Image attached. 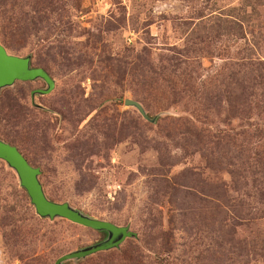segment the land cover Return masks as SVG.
<instances>
[{"label":"rangeland","instance_id":"rangeland-1","mask_svg":"<svg viewBox=\"0 0 264 264\" xmlns=\"http://www.w3.org/2000/svg\"><path fill=\"white\" fill-rule=\"evenodd\" d=\"M0 42L54 80L0 90V139L49 199L136 233L62 264H264V0H0ZM106 238L37 215L0 159V264Z\"/></svg>","mask_w":264,"mask_h":264},{"label":"water","instance_id":"water-1","mask_svg":"<svg viewBox=\"0 0 264 264\" xmlns=\"http://www.w3.org/2000/svg\"><path fill=\"white\" fill-rule=\"evenodd\" d=\"M37 78L43 79L46 87L32 90L30 92L31 100L36 93L46 94L51 91L54 87L53 78L44 68L32 66L30 56L11 54L0 42V90L13 84L16 80L29 81ZM124 104L135 107L144 118H148L138 101L126 98ZM0 159L15 171L19 184L26 191L37 215L49 219L62 217L74 223L107 232V238L103 241L60 255L54 264H62L70 259H82L99 251L117 248L127 237L136 236V233L128 225H117L107 220L90 217L73 208L67 202L49 199L38 178L40 169L31 165L15 145L2 139H0Z\"/></svg>","mask_w":264,"mask_h":264},{"label":"trees","instance_id":"trees-1","mask_svg":"<svg viewBox=\"0 0 264 264\" xmlns=\"http://www.w3.org/2000/svg\"><path fill=\"white\" fill-rule=\"evenodd\" d=\"M4 46V45H3Z\"/></svg>","mask_w":264,"mask_h":264}]
</instances>
